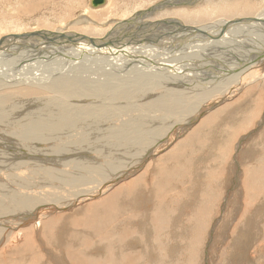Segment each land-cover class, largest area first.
I'll return each instance as SVG.
<instances>
[{
  "label": "bare ground",
  "instance_id": "bare-ground-1",
  "mask_svg": "<svg viewBox=\"0 0 264 264\" xmlns=\"http://www.w3.org/2000/svg\"><path fill=\"white\" fill-rule=\"evenodd\" d=\"M92 1L89 0L88 6L96 10L108 0H103L99 5H93ZM214 1L216 14L225 17L233 15L235 19L224 20L221 17L194 29L192 26L183 27L184 34H192L191 37H197L195 33L202 34L189 47L192 52V56H189L198 62L197 65L205 61L210 63L206 71L205 68L202 70V76L194 72L191 65L195 64H178L175 55H165L164 51L169 45L165 48H142L138 47L140 41L137 44L125 43V49L121 50L107 45L106 40L116 33L119 24L99 38L92 36L95 30L70 29L86 22L88 17L84 15L89 9L87 7L80 11V20L65 24L66 29L60 27L52 32L37 29L0 34V264H43L49 261L45 258L48 255L55 259L49 247L54 244H59L64 255L66 252L68 263L110 264L106 256L111 251L131 254L129 245L132 244L133 249L138 245L133 244L138 238L135 224L142 219V224L149 223L150 228L153 226L152 230L159 232L164 241L150 245L156 250L151 252L155 251L156 255L160 249L169 252L172 258L177 257L175 253L181 252L176 247V243L180 242L179 223L189 216L191 209L202 205L199 202L196 208L188 210L174 201L176 198L172 192L182 193L188 185L180 192L181 183L174 186L169 177H175L180 172L181 182L187 169L194 163L193 160L187 162L191 159L190 154L188 159L183 160L181 148L185 147L186 141L191 144L194 140L209 137L213 144L220 139L216 145L225 146L231 135L227 138L228 133L224 137L222 131L216 133L215 130L208 134L206 129L212 127L217 117L221 116L222 119L226 115L232 119L233 113L240 111L243 116L238 117L237 114L236 118L243 123L242 130H245L250 126L247 121L255 107L248 102L250 99L247 96L230 103L229 100L254 82L259 85L256 92L264 90V0ZM199 4L202 6L197 10ZM211 4V0H165L148 10L150 15L173 6L169 9L173 11L167 14L190 22L201 15H209ZM192 8H195L193 13L190 12ZM215 10L213 8L212 11ZM126 23H121V26ZM173 23L178 24L177 20ZM170 30L168 34L165 33L167 30L164 31V39L177 43L180 31L177 28L176 31ZM36 38H41V41ZM112 43L113 39L109 44ZM158 48H161L159 52ZM214 50L221 54L212 57ZM223 54H227L226 57ZM230 54L237 57L233 60L228 57ZM59 55L67 59L62 56L63 60H58ZM40 65L47 67L41 68ZM222 70H227V73H221ZM206 73L215 74V77L219 75L218 79L207 80ZM182 86L186 87L183 89ZM184 92L188 94L187 97ZM249 92L252 91L247 89L243 94ZM197 98L200 99L199 105L195 109H188L186 102L196 99L197 103ZM259 111L264 112V107ZM187 112L192 114L183 119ZM114 113H120L122 118L116 114L117 120L111 116V119H105ZM202 114L207 116L191 130ZM179 118L180 121L177 120ZM260 119L256 134H264V113ZM166 121L172 124L168 125ZM178 123L182 125L179 127ZM218 125L220 129L221 124ZM228 132L234 135L233 131ZM186 133L188 135L183 142L154 159L173 139ZM254 133L242 138L241 142L238 140L240 144L237 148L235 146L239 153V147L246 145L243 148L247 155L252 154V158L249 155L250 161L254 160L258 149L249 144L255 141L259 149L264 148V143L263 146L258 144L260 135ZM149 136H153V141ZM195 145L192 144V147ZM198 150L194 154L197 157L201 152ZM237 158L234 156L235 164ZM151 159L156 164L152 166V178L146 188L143 180L147 172L143 171L142 174L141 170L147 165L150 167L148 161ZM178 159L187 162L186 170L182 166L180 169L176 164L171 165ZM162 163H170L171 167ZM236 169L235 176L240 177L236 190L241 204H238L235 214L242 207L244 195V173L238 164ZM256 177L257 190L255 188L253 192L262 194L264 160L260 161ZM252 184L254 181L250 179L248 190ZM189 194L195 196L194 200L197 199L196 190L186 192V197ZM191 195L184 199V204L187 200H193ZM77 213H80V218L73 216ZM198 228V225L193 231L191 228L184 248L191 256L205 252L204 257H208L214 233H207L208 243L204 251L205 245L199 246L200 240L194 236ZM183 230L186 232V229ZM227 233L228 230L220 242L229 236L230 233ZM161 257L160 253L159 261L166 258ZM108 259L111 261V258ZM120 261L116 259L111 264H119Z\"/></svg>",
  "mask_w": 264,
  "mask_h": 264
},
{
  "label": "rangeland",
  "instance_id": "rangeland-1",
  "mask_svg": "<svg viewBox=\"0 0 264 264\" xmlns=\"http://www.w3.org/2000/svg\"><path fill=\"white\" fill-rule=\"evenodd\" d=\"M162 1H165V0H155V1L154 0H108L106 2V4H104L103 6H100L98 9L95 10V9H91L88 6L89 0H0V34H3V33L4 34L25 33L27 31L31 32V31H34L37 29L38 30L39 29L50 30V32H52L56 28L58 29L60 27H63L64 29H66L65 26L67 24H69L70 22L74 23L76 20H80L79 19L80 13L82 12V10L84 8L87 7V9L88 8L89 9H88L87 13L84 15V17H86V18L88 17L86 19V22L80 23L77 26H74L73 28H70V29H91V30H95L96 33L93 34L92 36H94L95 38H99L102 35H104L106 32H108L110 29H113L116 25L119 24L120 27L117 28V31H116L117 34L116 33H115L116 35L114 33L111 34V35H113L111 38L114 40V43L109 44L112 41V39L110 38V39L106 40L107 45L113 46L114 48L116 47V49H118V50L125 49V46L123 45L125 43L137 44L140 41L141 42L139 43L138 47H142V48L143 47H151L152 49H154V48H157L160 46L161 47L164 46V48H165V46L167 47L169 45L164 51L165 55H170V54L175 55V57H176L175 60H176V63H178V64L179 63H185V62L189 63L190 65H191V63L195 64V65H191L192 67H194V72H196V73L199 72L198 74L200 76H202L203 75L202 70H204V68H205V71H206V66L210 63H207L205 61V62H203L204 64L202 63V64L197 65L198 62H195L196 60L194 58L192 60V57H190V56H192L191 55L192 52L190 51V48H189L190 45L195 43L194 40L198 39L197 37H199V38L202 37V34L195 33L198 36L197 37L196 36L191 37L192 34H184L186 32L184 31L185 28H183V27L192 26L194 29L197 27H201V24H204L207 21L210 22L212 20H215L216 18L222 17L223 19L228 18V19L233 20V19H235V18H233L234 16L232 15L229 17H225V16H219L218 14H216L217 10H215V6H214L215 1L214 0H211L212 4L210 7L209 15H206L205 17H203V15H201V17L199 19H196V20H193L190 22H186L184 20V18H182L180 16H174V15L167 14V12L173 11V10H169L173 6H171V7L167 6L168 8L162 9L158 13H155V14L152 13L149 15L150 10L153 7L161 4ZM201 6H202V4H199L196 7L197 10H199L201 8ZM213 8L215 11H212ZM148 9H150V10H148ZM194 9L192 8L190 10V12H192V13L195 12ZM143 11H145V12H143ZM218 13H220V12H218ZM210 14L213 16H211ZM236 15H240V14H236ZM136 16H137V18H136ZM128 18H132V20H130L131 22L128 20ZM58 20H59V22H58ZM124 20L127 21L128 24L126 23L123 26H121V23H125ZM176 20L178 22L177 25H176V23L175 24L173 23V21H176ZM120 21H122V22H120ZM100 22L103 25H101ZM175 27L181 33L180 39L177 40V43H175V42L173 43L171 41L169 42L168 40L164 39V37L166 36L165 33L168 34L171 31L170 29L176 31ZM187 29H190V28H187ZM165 30H167V31L164 33ZM98 32H100V33H98ZM140 32H141V34H140ZM83 35H87V33H84ZM140 35L142 36V39H141ZM143 36L145 37L146 40L144 39ZM184 37H186V38H184ZM119 38H121V39H119ZM122 39H123V41H122ZM129 39H131L130 40L131 42L129 41ZM37 40L41 41V38H38ZM43 40L46 41V39H44V38H43ZM160 40H163L162 42H164V43L162 44V42ZM40 41H37V42H40ZM188 41H191V42H188ZM150 43H151V45H150ZM53 44L54 43H52V45ZM99 44H102V42ZM203 44H204V42L202 43V45ZM177 45H178V47H177ZM174 46H175V48H174ZM119 47H121V48H119ZM136 49L137 48H135L134 50H136ZM159 49L161 50V48L157 49L158 52H159ZM172 51L175 54L172 53ZM215 51H217V50H214L211 53L212 57L213 56L216 57V56H219L221 54V52L217 51V53H216ZM158 52H157V54H158ZM224 52L228 53L227 50H224ZM234 53H236V52H234ZM189 54H190V56H189ZM224 55L226 57L227 54H223L222 56L224 57ZM59 56L61 58H59ZM59 56L57 58L58 60H63V57L65 59H67L63 55H59ZM187 57H189V59ZM228 57H230L231 59L234 60V57H237V56H233L232 54H230V55H228ZM180 58L182 60H180ZM212 61L213 60H211V62ZM54 62H55V60H54ZM61 62H63V61H61ZM211 64H213V63H211ZM215 64H216V62H215ZM220 66H222V65H219L218 67H220ZM40 67L46 68L47 66L40 65ZM222 72L227 73V70H222L221 73ZM210 76H214V77H210ZM218 76L215 77V74H210V75L207 74V78H208L207 80H210V79L211 80L212 79L217 80ZM257 83L258 82H254V83L249 84L248 87L241 89L233 98H231L229 100V103H230V102H233L237 99H243L245 96H247L250 99L248 102H250V104L255 107V109H253L250 112L249 119L247 121L250 126H247L245 130L244 129L242 130L243 123L240 122L236 118L237 114H239L238 117L243 116V115H241L240 111H239V113H233L235 115V118H234V115H232V119H229V116H226V115L224 118L222 117V119H221V116H219V117H217V119L220 121V123H218L219 121H217V119H216L215 122L212 124V127L206 129V131L208 134L209 133L211 134L212 130H215L214 132H216V133H220V131H222L221 133L224 137H225V134L227 135V133H228L227 138L232 136L230 138V140H227L225 146L220 147L219 145H216V144H218L220 139L214 143L216 145L215 146L213 144V141H211V139L209 137V139L208 138L207 139L201 138V141L200 140L199 141L194 140L191 144H190V141H189V143H188V141H186V143H184L185 147L181 148V150H182L181 155H183L182 157L185 158V159H183V158L182 159L185 161L191 155L190 156L191 159H188L187 162H192V160H193L194 163L189 168V170L187 169V174L186 175L184 174L183 179H186L187 183H186V181L183 182V179H181L182 181L179 182L180 181V177H179L180 172L177 173V175L175 177H173V176L169 177V181L174 186H177L178 184L181 183L179 185L180 192L183 191V188L185 190V187L188 185L186 188L187 191L185 190L184 192H182L184 194H182V193H178V194L175 193L174 194L175 191L172 192L173 197L176 198L174 201H176L177 204L180 203V205H182V207L186 208V209L196 208V206L198 204H200L199 202H202V205H198V207L194 210L191 209L189 211L190 212L189 216H187V218L186 217L182 218L181 223H179V226L177 225L180 228V229H178L179 230L178 236H180V237L178 238V236L177 235L176 236L178 238V241L181 242V244H180V242L176 243V247L181 250L180 253L179 252L175 253L177 257L172 258L171 256H173V255H171L169 252L163 251V250L161 251L159 249L162 256L166 257V258L163 261L158 260V256H160V253H158L159 255L158 254L154 255L156 250L153 249V247H150V245L154 246V243H157V242L163 243L164 242L163 238L161 237V234H159V232H156L155 229H153L154 231L152 230L153 226H151L152 228H150L149 223H145L143 225L142 222L144 223V219H142L139 224H135L138 238H137V240H135L136 242H134L133 244L138 243V245L133 246L135 249H133L131 247L132 244L129 245V251L131 252V254H127V253H125V251L123 253H120V252H117L114 250H113L114 253H111L112 252L111 251L106 256V260L109 261L110 264L112 261H114L116 259L121 260L119 264H264V202H263L264 201V192H262V194H258V192L257 193L253 192L255 190V188L257 190L258 181H257L256 174L258 171L260 161L264 160V148L259 149L258 145L255 141H253V143L249 144V145H255V147H257V149H258L257 153L254 155V160H251V161H250V156L252 158V154L247 155L245 153V149L243 148L246 145L239 147V153L236 150V148L240 144L237 142H239V141L241 142L242 138H244L245 136H247L253 132H255L254 134H256L257 126L259 125V121L261 120L260 118H261L262 114L264 113V112H261L262 114L259 113L260 112L259 110L264 107V90L256 92L257 91L256 89L259 87V85H257ZM185 87L186 86H182L181 88L184 89ZM247 89L249 91H252V92L243 94V92ZM184 94L186 95L187 93L184 92ZM187 95H186V97H187ZM186 97H185V99H187ZM194 98H196V97H194ZM248 98H247V100H248ZM195 101H196V99L191 101V102H188V103L186 102V105H188L187 108L188 109H195L199 105L200 99L197 98V103H195ZM184 103H185V101H184ZM260 105H262V106H260ZM187 113L188 114H186L184 117L182 116L183 119L188 118L189 117L188 115L192 114L190 112H187ZM116 114H117V116H120L119 118H122V115H120V113L119 114L116 113ZM116 114L114 113L112 115H108L109 118H107V116H106L105 119L106 120L111 119V118H114V119L117 118L118 119V117H116ZM205 115L207 116V114H202V117L200 115L198 118V122L196 121L190 129L192 130V129L196 128L197 126H199L201 124V121L206 117ZM257 115H260V116L257 117ZM110 116H111V118H110ZM253 116H255V117L253 118ZM105 119H104V121H106ZM252 119L254 121V124H252ZM177 120L180 121L181 118H179ZM231 120H236V121H231ZM255 121L256 122L258 121L257 122L258 124ZM167 123H168V125L170 123L172 124V122L166 121V124ZM166 124H165V126H166ZM218 124H221L220 125L221 130L219 129ZM100 125H104V123H101ZM181 125H182L181 123H178L179 127ZM222 126L224 128H221ZM214 127H216V128H214ZM225 129H227L226 130L227 132L224 131ZM165 130H167L166 127H165ZM228 130L233 131L234 135L231 132L229 133ZM214 132H213V134H214ZM187 135H188V133H186L185 135H181V137H179V138L173 139V142L164 151H162V153L160 152L159 154H157L156 157H154V159L157 160L162 154H165L166 151L173 150L178 145V143L183 142V140H185L183 138H187ZM256 135L264 136L263 132H260ZM223 136H222L221 140L223 139ZM260 136H259L260 139H258V140L264 141L263 140L264 138H261L262 136L261 137ZM167 137H169V135H167ZM150 139H152V141H153V139H154L153 136L150 137ZM255 140L258 141L257 139H255ZM261 141H259L258 144L260 146H263L264 142H261ZM192 144H194V145L197 144V145L193 146L194 147L193 148ZM199 144H201V145H199ZM235 146H236V148H235ZM199 147H202L201 149L203 151ZM207 147H209V148L212 147V149H208ZM197 148H199V150ZM192 149L194 151H192ZM197 150H198V152L201 151L199 154V157H197L198 155H196V156L194 155V154H196ZM248 150H249V147L247 148L246 152H248ZM184 151H185V153H184ZM234 156L238 157L236 164L233 162ZM155 160L152 161V159H151V161H148V164H150L149 165L150 167H148V165H147L146 168L141 170L142 174H143V171H144V173L147 172L146 177L143 180L145 182V183L143 182L144 186L150 185L149 182L151 181L152 174H153L152 168L156 164V163H154ZM181 160L178 159L177 162L173 161L171 165L175 166V164H176V166H178L180 169L182 167L185 168V165H186L185 163H187V162L183 163V160H182V162H181ZM178 161H180V163ZM162 164H164V163H162ZM237 164L239 165V168L244 173V177L242 178L244 195H243L242 207L239 210V212L237 214H235V211L239 206L238 204H241V202H239V196H238V193L236 190L239 188V184H240L239 183L240 177L236 178V176H235L236 170H238V169H236ZM164 165H167L168 168L171 167L170 163H166ZM185 170H186V168H185ZM174 172H175V169H174ZM188 174H189V176H188ZM129 178L130 177H128L124 180L126 181ZM250 179H251V181H254V185L252 184L251 186H249V190H248V185H249ZM147 180H149V181H147ZM235 181L237 184L235 183ZM182 183H183V185H182ZM147 186H146V188H147ZM189 187H191V188L189 189ZM191 189L196 190L197 199L194 200L195 196L192 197V195L189 194V195H191L193 200H191V201L189 200V202L187 200V202L185 201V204H184V199L189 197V195H188V197H186L185 194H186V192H188ZM142 190H143V188H142ZM256 194H257V196L255 198ZM259 195H260V198H259ZM174 201H173V203L175 205H177L176 202H174ZM261 204H263L262 208L259 211H257L258 208L261 207ZM256 211L258 214L256 213ZM234 215H236V216H234ZM255 215H257V216L255 217ZM73 216L76 218H80V213H77V215L75 214ZM186 220H187V222H184ZM187 223H188V226L192 228V231L196 229V225L199 226V228L197 229V233L194 236L198 240H200L199 246L203 247L205 245L204 251L206 249V244L208 243L209 232L214 233L213 234L214 236H211L212 247H210V251H209L210 254L208 255V257H204L205 252L200 253L198 255L191 256L189 254V252L187 250H185V248H184L185 244L184 243L186 242L187 235L190 234V230H191V228H188ZM215 227H217V230L213 231V229ZM148 228L151 230V232ZM183 229H186V232H183L184 231ZM187 230L189 231V233L187 232ZM226 230H228V233H230V234L227 238L225 237L226 239H224L223 242H220L223 235L225 234ZM148 235L151 237V239ZM181 235H184V236H181ZM147 237H149V238L146 239ZM205 238H206V240H205ZM149 241H150V243H149ZM170 243H172L171 240H170ZM56 245L60 248L59 244H54V246L49 245V247L53 250V252L51 254H53L52 256L55 257V259L54 258L52 259V257L51 256L49 257V255H48V257L46 256L45 258H48V260L50 262L46 261V262H43V264H70V263L72 264V262L68 263L69 259H68V255L66 254V252L64 255V253H62V251H61L63 249L60 248V250H58L59 248L56 247ZM49 247H48V249H49ZM152 250H155V251L151 252ZM54 252H55V255H54ZM102 253H105V252H102ZM151 253H153V254H151ZM99 257H101V255H99ZM163 257H161V258H163ZM102 258L105 259V257H102ZM108 258H111V261ZM7 264H11V263L8 262Z\"/></svg>",
  "mask_w": 264,
  "mask_h": 264
},
{
  "label": "water",
  "instance_id": "water-1",
  "mask_svg": "<svg viewBox=\"0 0 264 264\" xmlns=\"http://www.w3.org/2000/svg\"><path fill=\"white\" fill-rule=\"evenodd\" d=\"M102 1L103 0H93L92 2H93V5H99L101 4Z\"/></svg>",
  "mask_w": 264,
  "mask_h": 264
}]
</instances>
